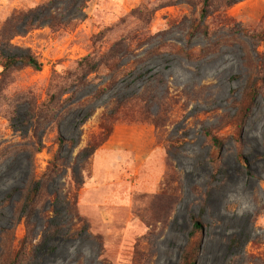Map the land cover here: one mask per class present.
Listing matches in <instances>:
<instances>
[{
	"label": "rangeland",
	"instance_id": "374dc122",
	"mask_svg": "<svg viewBox=\"0 0 264 264\" xmlns=\"http://www.w3.org/2000/svg\"><path fill=\"white\" fill-rule=\"evenodd\" d=\"M48 1L0 0V29L14 15ZM211 3L208 35L193 28L203 0L58 1L53 11L73 20L70 27L54 30L43 18L29 31L26 21L12 24L21 32L11 41L14 50L43 63L42 70L20 64L0 73V231L13 226L16 247L28 233L25 219L13 223L31 172L28 104L47 99L50 85L62 84L80 57L102 53L129 34L140 38L123 62L127 77L96 98L108 78L94 76L63 109L61 134L74 145L64 146L68 167L48 191L59 194L65 229L33 264H181L192 216L205 224L197 264H264V74L256 77L261 90L242 133L232 123L248 79L245 58L248 62L255 48L264 53V41L254 43L248 35L264 31V0L229 7L228 0ZM145 92L158 96L152 110L165 117L160 128L119 122L91 158H78L99 132V115L113 97ZM16 107L21 119L13 128L9 118ZM207 129L223 141L221 148ZM44 131L45 146L35 160L38 177L58 149L57 127ZM241 154L249 169L242 167ZM73 166L85 181L78 196L84 231L64 205ZM169 181L171 190L156 199ZM240 184L247 198L244 214H224L227 196ZM46 196L40 206L49 205ZM35 219L38 238L44 219L38 214Z\"/></svg>",
	"mask_w": 264,
	"mask_h": 264
},
{
	"label": "trees",
	"instance_id": "16d2710c",
	"mask_svg": "<svg viewBox=\"0 0 264 264\" xmlns=\"http://www.w3.org/2000/svg\"><path fill=\"white\" fill-rule=\"evenodd\" d=\"M58 1L75 2L76 0H50L30 9L23 14L14 15L7 20L0 29V73L10 72L18 65L24 64L35 70H42L43 63L34 54L29 52L18 53L14 50L12 39L14 36L21 34L19 30L13 29V23L26 21V30L29 31L38 26L42 18L48 22V26L54 30L68 28L73 23L65 21L53 11V5ZM241 0H228L227 7L240 2ZM212 0H203V6L200 11V20L193 24L195 30L202 28L203 32L210 34V24L207 20L211 16L210 8ZM27 18V19H26ZM25 19V20H24ZM224 22L229 19L223 16ZM76 26V21L74 22ZM226 26L228 24L226 23ZM254 43L264 41V31L251 32L248 34ZM140 38L137 35L129 34L115 41L110 45L108 50L98 53L93 50L77 60L76 68L67 72L63 77V83L58 85H50V93L48 98L40 103H29L28 110L25 114V125L28 127L32 142L26 143V150L30 153L31 172L28 184L22 191V196L15 206L16 221L14 224L25 219L28 227V233L25 235L18 247L15 246L14 227H2L0 231V264H33L39 254L47 249L52 239L59 237L65 229L62 223L61 208L59 204V194L54 192L50 194L48 191L49 183L55 178L62 175L67 169V157L62 154L65 145L71 147L74 141L67 140L60 130L61 117L66 103L73 98L81 89L87 86L92 77L104 74L108 78L96 91V98L110 91L119 81L128 76L129 70L124 67V60L135 52L134 43ZM136 41V42H135ZM247 67V81L244 87V94L241 99H236L237 113L234 115L232 123L239 133H242L249 116L257 106L258 96L260 94L261 85L256 78L259 74H264V53L257 48L254 49L250 59L245 58ZM262 84L264 79L261 80ZM69 97L64 98L65 95ZM158 96H150L147 92L135 97L115 96L105 106L99 115V132L92 136L87 145L78 153V158H91L112 136L115 126L119 122L127 123H146L150 122L156 128H160L165 122V117L161 113L154 114L152 108L158 102ZM157 99V100H156ZM21 119L19 108L16 107L9 118L11 126L17 127V122ZM50 126L58 129V149L53 153L48 162L46 170L38 177L35 171V160L37 153L44 148V142L41 133L45 132ZM207 136L216 147H220L223 141L212 133L210 129L206 130ZM242 167L249 169V161L244 154L240 156ZM70 187L65 197V207L72 217H77L78 221L83 224L82 230H86V223L81 217L78 210L79 191L85 184L84 177L80 175L76 167H71ZM170 181L167 182L160 197L163 198L169 190H171ZM170 188V189H169ZM48 195L49 205L46 201L43 205H39ZM53 196V197H52ZM11 195L8 197L10 199ZM168 197V196H167ZM60 208V209H59ZM40 215L44 219V229L40 233V237L35 235V227L37 225L36 215ZM192 230L190 232V242L182 252L181 264H197L202 249L201 235L204 230V222L198 216L191 218ZM32 232V235H31ZM99 243L102 244L101 235H96Z\"/></svg>",
	"mask_w": 264,
	"mask_h": 264
},
{
	"label": "clouds",
	"instance_id": "9594fccd",
	"mask_svg": "<svg viewBox=\"0 0 264 264\" xmlns=\"http://www.w3.org/2000/svg\"><path fill=\"white\" fill-rule=\"evenodd\" d=\"M247 207V198L243 192V185H237L236 189L229 193L222 211L227 215H243Z\"/></svg>",
	"mask_w": 264,
	"mask_h": 264
}]
</instances>
